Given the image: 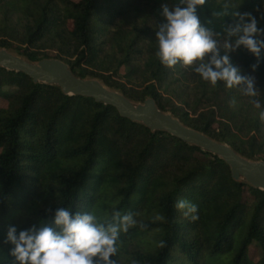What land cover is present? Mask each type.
<instances>
[{
	"label": "trees",
	"instance_id": "obj_1",
	"mask_svg": "<svg viewBox=\"0 0 264 264\" xmlns=\"http://www.w3.org/2000/svg\"><path fill=\"white\" fill-rule=\"evenodd\" d=\"M178 3L0 0V47L33 60L61 59L76 75L98 78L135 101L154 97L187 126L264 160V58L253 72L251 52L241 46L229 53L242 75L255 77L254 98L222 81L213 86L191 67H165L156 56L161 4ZM235 11L252 13L264 28V0L197 6L221 55ZM0 100V264L14 261L12 245L3 244L9 226L19 232L50 223L57 207L91 212L100 222H111L114 211L131 212L137 223L120 233L117 264H264V190L235 181L217 155L3 67ZM180 199L198 206V220L175 207ZM253 243L258 259L250 254Z\"/></svg>",
	"mask_w": 264,
	"mask_h": 264
},
{
	"label": "clouds",
	"instance_id": "obj_2",
	"mask_svg": "<svg viewBox=\"0 0 264 264\" xmlns=\"http://www.w3.org/2000/svg\"><path fill=\"white\" fill-rule=\"evenodd\" d=\"M205 3L206 0H179L171 9L161 4L163 19L156 30L157 58L168 68L178 64L183 68L191 67L213 86L222 81L229 89L235 87L244 95L257 97L255 77L242 75L240 68L231 63L229 53L243 46L257 58L251 65L255 72L264 58V28L258 27L252 13L235 11L234 23L226 30L229 40L222 45L225 53L221 55L220 42L214 38V32L201 23L197 12V6ZM232 37H235L234 42ZM250 102L255 108H261L259 99ZM232 104L235 105V100ZM259 120L264 122V110L259 112ZM175 207L192 221L199 219L196 204L180 199ZM47 211L52 212V209ZM154 219L164 218L158 215ZM136 223L131 212L121 215L114 211L111 222H100L91 212L57 207L50 223L33 224L19 232L16 226H9L3 244L12 245L9 254L14 257L13 264H117L112 257L117 254L120 233L127 232Z\"/></svg>",
	"mask_w": 264,
	"mask_h": 264
},
{
	"label": "water",
	"instance_id": "obj_3",
	"mask_svg": "<svg viewBox=\"0 0 264 264\" xmlns=\"http://www.w3.org/2000/svg\"><path fill=\"white\" fill-rule=\"evenodd\" d=\"M0 67L23 72L35 83L58 86L66 95L91 97L97 102L111 105L122 117L141 123L153 132H167L190 145L217 155L229 165L235 181L264 190V160L243 156L229 144L187 126L171 112L160 109L154 97L150 96L143 102L135 101L98 78L76 75L71 66L61 59H28L5 47H0Z\"/></svg>",
	"mask_w": 264,
	"mask_h": 264
},
{
	"label": "rangeland",
	"instance_id": "obj_4",
	"mask_svg": "<svg viewBox=\"0 0 264 264\" xmlns=\"http://www.w3.org/2000/svg\"><path fill=\"white\" fill-rule=\"evenodd\" d=\"M0 104L2 106L6 105V103L4 101H1V100H0ZM250 254H251L253 259H258V257L261 255V249L257 250V244L256 243H253L251 245Z\"/></svg>",
	"mask_w": 264,
	"mask_h": 264
}]
</instances>
